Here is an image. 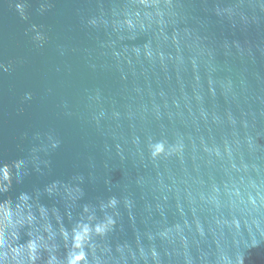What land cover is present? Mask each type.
<instances>
[{"label": "water", "instance_id": "95a60500", "mask_svg": "<svg viewBox=\"0 0 264 264\" xmlns=\"http://www.w3.org/2000/svg\"><path fill=\"white\" fill-rule=\"evenodd\" d=\"M80 252L264 264V0H0V264Z\"/></svg>", "mask_w": 264, "mask_h": 264}, {"label": "clouds", "instance_id": "9594fccd", "mask_svg": "<svg viewBox=\"0 0 264 264\" xmlns=\"http://www.w3.org/2000/svg\"><path fill=\"white\" fill-rule=\"evenodd\" d=\"M18 7H19V5H18ZM85 231H87V229H85ZM97 231L99 232V229ZM80 240H81V237L77 236L76 241H77L78 247L80 244ZM83 261H84V253L80 252L79 257L75 260L70 261L69 264H83ZM219 264H231V262L222 258L221 261L219 262Z\"/></svg>", "mask_w": 264, "mask_h": 264}]
</instances>
